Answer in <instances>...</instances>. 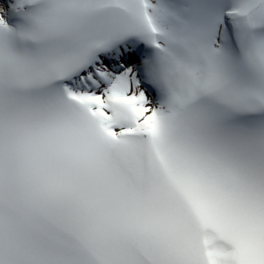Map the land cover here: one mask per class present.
Here are the masks:
<instances>
[{
  "label": "snow or ice",
  "instance_id": "obj_1",
  "mask_svg": "<svg viewBox=\"0 0 264 264\" xmlns=\"http://www.w3.org/2000/svg\"><path fill=\"white\" fill-rule=\"evenodd\" d=\"M0 264H264V0H0Z\"/></svg>",
  "mask_w": 264,
  "mask_h": 264
}]
</instances>
